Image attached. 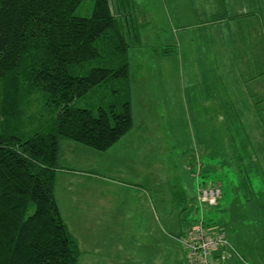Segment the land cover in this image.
Masks as SVG:
<instances>
[{
  "label": "trees",
  "instance_id": "16d2710c",
  "mask_svg": "<svg viewBox=\"0 0 264 264\" xmlns=\"http://www.w3.org/2000/svg\"><path fill=\"white\" fill-rule=\"evenodd\" d=\"M84 1L0 0V264H79L55 193L61 142L106 152L135 126L124 25L110 0L77 16ZM99 89L108 104L76 106ZM36 95L45 109L24 122Z\"/></svg>",
  "mask_w": 264,
  "mask_h": 264
},
{
  "label": "rangeland",
  "instance_id": "374dc122",
  "mask_svg": "<svg viewBox=\"0 0 264 264\" xmlns=\"http://www.w3.org/2000/svg\"><path fill=\"white\" fill-rule=\"evenodd\" d=\"M110 1L130 46L124 60L130 65L136 114L131 135L119 142H150L153 147L149 154L145 152L146 158L160 161L162 167L146 165L144 173L161 170L165 175L183 177L186 186L195 187L193 203L189 201L192 214L187 219L203 218L207 227L232 232L250 257L256 252L255 258L263 260L264 211L260 208L264 209V110L255 112V101L241 94L252 72L224 69L231 58L225 51L230 53L232 48L227 43L231 39L226 29L223 35L221 29L218 35L210 33L209 28L198 30V23L188 20L192 8L186 1ZM95 2L85 0L76 15L91 17ZM176 10L183 22L177 21ZM103 65L89 62L84 67L85 74ZM111 90L99 89L76 106L97 109L106 105L112 100ZM24 105V122L37 119L45 109L38 95L26 99ZM128 153L131 152L122 144L110 162L117 165L118 157ZM224 162L228 163L226 167L222 166ZM199 164L203 170L193 179L190 175L200 173ZM125 170L138 174L132 164ZM211 181L219 183L222 191L216 207L202 205L196 198L199 187ZM236 193L245 205L243 213L235 205ZM227 207L226 213L219 211ZM237 250L242 254L243 250Z\"/></svg>",
  "mask_w": 264,
  "mask_h": 264
},
{
  "label": "crops",
  "instance_id": "0c3cea01",
  "mask_svg": "<svg viewBox=\"0 0 264 264\" xmlns=\"http://www.w3.org/2000/svg\"><path fill=\"white\" fill-rule=\"evenodd\" d=\"M184 1L192 8L188 20L198 23V30L209 28L210 33L218 35L221 29L223 35L226 29L231 39L227 43L232 48L230 53L225 51L231 58L224 69L252 72L241 94L255 101V112L264 110V0ZM175 15L179 17L177 21L183 22L179 10ZM133 113L135 123L134 103ZM122 144L131 155L118 157L117 165H113V153ZM152 147L145 140L118 142L108 151L98 152L69 140L61 142L62 170L57 174L55 193L63 220L79 244V264H187L180 238L196 225L195 219H187L192 214L189 201L193 203L195 187L186 186L183 177L165 175L161 170L144 173L146 165L162 167L160 161L146 158L145 152L149 154ZM130 164L138 174L126 173ZM200 174L190 176L194 179ZM211 182L221 188L219 183ZM196 195L198 202V192ZM235 197V205L243 213L242 197L238 193ZM227 210L228 207L219 211ZM196 213L197 210L195 218ZM211 228L223 230L231 244L244 252L238 251L241 257L233 256L220 264H264V257L255 258L256 252L250 257L232 232Z\"/></svg>",
  "mask_w": 264,
  "mask_h": 264
},
{
  "label": "built area",
  "instance_id": "2783aa9c",
  "mask_svg": "<svg viewBox=\"0 0 264 264\" xmlns=\"http://www.w3.org/2000/svg\"><path fill=\"white\" fill-rule=\"evenodd\" d=\"M201 169L199 165V172ZM221 196V188L214 184L198 189V199L207 207L218 206ZM180 242L187 254V264H220L233 256L241 257L226 233L207 227L203 218L196 221V225L180 238Z\"/></svg>",
  "mask_w": 264,
  "mask_h": 264
},
{
  "label": "bare ground",
  "instance_id": "6f19581e",
  "mask_svg": "<svg viewBox=\"0 0 264 264\" xmlns=\"http://www.w3.org/2000/svg\"><path fill=\"white\" fill-rule=\"evenodd\" d=\"M219 204H220V202H219Z\"/></svg>",
  "mask_w": 264,
  "mask_h": 264
}]
</instances>
